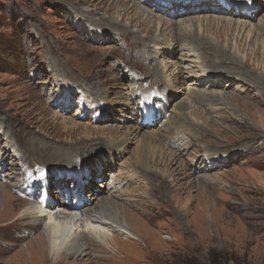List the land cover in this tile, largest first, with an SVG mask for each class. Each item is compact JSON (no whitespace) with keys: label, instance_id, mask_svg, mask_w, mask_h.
<instances>
[{"label":"rangeland","instance_id":"obj_1","mask_svg":"<svg viewBox=\"0 0 264 264\" xmlns=\"http://www.w3.org/2000/svg\"><path fill=\"white\" fill-rule=\"evenodd\" d=\"M122 1L0 0V186L16 199L10 204L0 189V264H52L37 254L38 246H26L38 233L16 241L25 224L14 223V233L3 225L19 216L23 194L27 204L37 201L10 186L21 179L19 171L51 183L54 200L42 207L53 210L61 196L51 166L61 164L68 175L67 195L78 183L70 174L99 163L110 168L93 169L87 184H81L93 188L94 198L116 197L117 217L122 219L125 211L130 233L139 238L129 239L130 246L122 243L123 235L113 234L121 240L118 250L93 251L76 264H264V0H257L262 8L251 10L249 19L203 5L187 15L180 6L173 15L159 11L170 10L167 1ZM180 1L191 0L170 2ZM224 1L218 6L237 10ZM218 21V27L207 25ZM241 23L245 32L237 37L235 27ZM182 34L186 39L175 38L176 47L172 39ZM224 34L229 53L241 62L235 69H228L233 67L228 60L227 67L212 66L219 59L214 48L225 49ZM157 45L170 50L157 53L152 48ZM208 50L214 54L207 59ZM176 68L182 69L178 77L172 74ZM202 69L233 72L212 87L199 79ZM133 83L147 90L145 95L156 93L162 104L172 96L167 116H153L140 133L132 128L143 125L138 98L127 100ZM101 90L100 99L94 93ZM229 96L233 101L223 100ZM164 118L168 123L161 127ZM175 121L183 125L179 136L170 129ZM170 132L184 142L169 144ZM109 144L123 151L108 154ZM61 148L72 157L57 156L53 162L46 149ZM206 152L220 156L205 171ZM73 159L78 165H64ZM86 170L91 175V168ZM91 206L94 210L95 202Z\"/></svg>","mask_w":264,"mask_h":264},{"label":"bare ground","instance_id":"obj_2","mask_svg":"<svg viewBox=\"0 0 264 264\" xmlns=\"http://www.w3.org/2000/svg\"><path fill=\"white\" fill-rule=\"evenodd\" d=\"M157 1H159V0H157ZM161 1L162 2L167 1L169 6H172V7L170 8L169 11L162 10L161 8H159V11H161V12L163 11V13H165V14L173 13V15H176V13L174 11L178 10L180 6H184V9L182 7L184 12L188 11L185 14V15H187L189 13V11L197 10V7H196L197 5H199V6L203 5V6H205V8L207 10H211V11L217 10L218 11L217 13H219L221 15H223V14L225 15L229 12V13H234V14L236 13L237 18L249 19L250 16H248V15L250 14L251 10L256 9L258 7L260 9L262 8L260 4H256L257 0H239V3H236V0H226V3H225V1L223 0L224 6L225 5L236 6L237 7L236 11H235V9H233V7L231 9H229L228 11L226 9L219 7L218 4H220L219 3L220 0H207V1L203 0L202 2H200V0H191L188 3L180 1V3L178 4L179 6L177 4H173L172 2H170L171 0H161ZM175 1H177V0H174V3H175ZM122 2H123V4L125 3L124 0ZM190 4L193 6L190 7L189 6ZM185 5H187V6H185ZM165 8H166V6H165ZM126 12H127V10H126ZM141 18L148 20V15L145 16V15L141 14ZM227 23L228 24H226L225 29H226V33H229L230 29H231V22H227ZM142 24L146 25L149 28L152 26L151 22H144L143 21ZM219 24H220L219 21L207 23V25H217V27L219 26ZM187 29H190V28L187 27ZM163 31H165V30H163ZM235 31H237V34H236L237 37H239L240 34L242 36V34H244V32H245L244 23H241L240 25L236 24ZM223 33H225V32L223 31ZM196 36H198V35H196ZM195 37H193V38H195ZM226 37H227L226 34H224L222 36L223 40L226 43V46H224L225 49H222V47L214 48L216 50L215 51L216 54L219 55V59L216 60L215 63L213 62L212 66L213 67H220L223 65L224 67H227V65L225 64V60H228L229 64H231L233 66L232 68L228 67V69L231 70V69H235V67H237V66H240L241 62L239 59L236 58L235 53L234 54L229 53V51H228V40L226 39ZM175 38L182 39V40L186 39L183 37V34H182L181 38L176 35L172 39V42H174V45L176 47H178V45L174 41ZM197 40L200 41L201 39L197 38ZM163 41H167V40H163ZM152 42H154V41H152ZM200 42H203V43H201V45L205 44V45H207L206 47H210L209 43L206 40L203 39ZM217 46H220V45H217ZM152 48H155L157 53L163 52V51L162 52L157 51V49L158 50H164V51L170 50L169 46H167L166 48H162L160 45H157V47H152ZM181 49H182V47H181ZM208 51H209V54L207 55V53H206L207 59L211 58L214 54L212 51H210V50H208ZM188 53L189 54L192 53L191 55H193V56L195 55V51H191L189 49H188ZM209 55H211V57ZM197 56H198V58L200 57V55H198V54H197ZM216 63H218L219 65H216ZM218 69H216V70L202 69L201 72L203 71L204 73L199 79L206 81L212 87H218L221 83H223L224 78H227L226 76H230V73L233 72V71H226V70L224 71L222 69L221 70H218ZM154 71L157 74H161L160 70H158V69H156V70L154 69ZM181 73H182V69L176 68L174 70V73H172V74H174V76L178 77L179 74H181ZM171 77L172 76H170V79H171ZM160 78H161V75H160ZM213 79H215L219 82H213ZM200 80H198V81H200ZM233 80L234 79H231L230 82H227V85L230 86L229 83H231ZM160 82L162 83V79H160ZM175 85H177V84H175ZM252 86L261 90V91L263 90L260 87L261 85H257V84L253 85L252 84ZM162 87L164 88V86H162ZM165 87H166V85H165ZM138 89H139L138 87L136 88V84L133 83L132 94L130 93L129 97H127V100H129L130 102H131L132 98L133 99L138 98V101L136 102V109L141 111V108L143 106H147V110L149 112L151 111L154 114V116L162 117L163 114L165 116H167L166 115L167 109H168L167 108V105H168L167 101H169V99L172 96L166 95L167 99L165 100V103L162 104L159 100L155 99V98H157L156 93H150V94L145 95L144 93H146L147 90L146 91H139ZM128 91H129V89H128ZM102 93H103V91L101 90L99 93H94V95L95 96L98 95L97 97L101 99L102 96L104 95ZM99 94L102 96H99ZM204 95H206V94H201L200 95L201 98H205ZM206 96L209 97L208 94ZM214 97L216 100H218L216 95ZM225 99L232 100V99H234V97L229 96L228 98H223V100H225ZM178 107H182V104H178ZM131 110L133 111V109H131ZM132 111L128 112L129 117H131V118L133 117V113H131ZM149 112H148V114H149ZM138 119H140V118H138ZM162 121L164 123L163 124L159 123V126L164 127V125L166 123H168V120L164 118V120H162ZM132 128H135L134 132L140 133V131L147 129L149 127H148V125H140V123L137 122V123H134ZM182 128H183V125H182L181 121H175V123H173L172 126L170 127V129H172L174 132H176L178 134V136H179V132ZM72 131L76 132L75 129ZM148 133L149 132H146L145 136H147ZM75 135H76V133H75ZM156 136L160 141L162 135L156 133ZM178 136L174 135L172 132L166 134V137L169 140L168 141L169 144H171L173 146H176L179 142H181V143L184 142V140H180L181 137H178ZM8 142H10L9 140L7 141V144L10 145ZM112 146L113 145L109 144L105 148V152H107L108 154H112V153H117V152L123 151L122 149L113 148ZM50 149H46V150L48 151V154L53 155V158H52L53 162L58 161V160H55V158L57 156H59V158L61 160H65V158L69 159L72 157L71 153L67 150L64 151L63 148L52 149L51 150L52 152L49 153ZM66 149H72V148L69 147ZM53 153H58V154H53ZM37 154H39V156L44 157V158L48 156V154L43 156L39 151L37 152ZM14 155L17 156V154H14ZM219 156H220V154H215V153L210 154L208 152L204 153V157L206 158V161H207V164L205 163V166H204L206 168L205 171L207 169H211L213 167V166L208 167V164L211 161H216V159L219 158ZM103 159H107V157H105ZM76 161H77V159H73V162H71L70 164H64V163H62V164H64L65 166H74L75 167L74 164H76ZM60 165L61 164H59L58 166H60ZM76 165H78V164H76ZM58 166H56V165L51 166L52 169L54 170V171L52 170V172H53L52 176L55 177V180L53 182H55L54 185L57 187L58 191H60V196H61L57 201H55V202H57V205L53 208L54 211L48 210L46 208L44 209L42 207V204L44 202H49V201L54 200L53 197L49 193V188L52 185H51V183H48L47 179L42 180L43 178H41V177H40L41 178L40 180H39V178H37V179L30 178V177H28V174H26V171H22L19 169L20 170L19 174L22 176L21 179L18 182H16L15 184L14 183L10 184L11 187L16 186L15 188L17 189L18 194L19 193L20 194L25 193L29 198H31L33 200H37V201H32L30 204H27V202H25L26 198L24 197V194H23L24 200L22 201V203L20 202L19 216H17L16 218L13 217V219H11V220L10 219L7 221L5 220V222L2 221L3 225L5 227H9L12 231L15 229V226L13 225L14 223H16L17 225L20 223L25 224V225L21 226V228H23V232H22L23 235L21 236L20 234H18L16 236V238H14L15 240L16 239H22L23 240V237L26 238L27 236L38 233L32 240L31 239L29 240V242H28L29 245H26V246H31V248L35 247V245L38 246V253L37 254L42 255L44 258L47 257V260L48 261L50 260L52 262V264H64V263L65 264H69V263L76 264L79 261L78 259H82V257H84V256L91 255L93 253V251L102 252V250L105 247H109L111 249L112 248L117 249L116 248V247H118L117 243H119V241H121V240H119L116 236H112L113 234L123 235L124 240L122 241V243L124 245H130V246L132 245V243L129 241V239L134 240V241H138L139 237L135 234L130 233V230H129L130 228L128 229L126 212L124 211L123 215L121 214L122 219L117 217L116 213H118L120 215V211L117 210L118 206L115 203L116 197L111 198L109 196L105 197V195L98 194L96 196V198H94V197H92V196H94L93 188H90L88 186L85 187L87 184L85 179H90V177L94 175V172H92L93 169L97 170V171L102 170L104 172V169L106 167L110 168V165L108 166L107 164H102V163H99V165L98 164L88 165L86 169L91 168V175H89L90 170H86L85 167L82 168V169H84V172L81 174L79 173V171H81L82 169H80L76 172H72L70 174L69 179L75 180L78 183H74L75 187H73L72 190H70L67 195H63V189L65 187L69 186V184L67 182V181H69V180H67L68 175L67 174L64 175L65 170L63 171L62 170L63 168L60 169V167H58ZM66 171H67V169H66ZM57 172H60L63 175V177L59 179L58 178L59 173H57ZM99 177H104V173L102 175H100ZM13 179H14V177H13ZM83 181L86 184L85 183L81 184ZM39 183H42L44 185L39 187ZM0 189H1V186H0ZM1 190H2V192H4L3 189H1ZM82 193H83V196H81ZM1 195H3L4 198L6 199L7 195H9V194L4 192ZM8 197H9L10 204H13V202L16 199L12 198V196H10V195ZM0 199H1V196H0ZM74 200H75V203L72 204L74 202ZM94 202H95L96 206H95V209L93 210L90 208L92 207L91 205ZM1 204H2L1 207L2 206L4 207V204L3 203H1ZM8 204H9V202H8ZM10 210H12V208ZM96 225H98V226H96ZM13 233H14V231H13ZM136 237H137V240H136ZM16 241H18V240H16ZM5 242L6 241L3 242L4 245H5ZM21 251L18 253H23L24 249ZM103 251H105V250H103ZM86 252L88 253L87 255H86ZM69 256H73V260H69ZM47 260L45 262H47ZM89 262H90V260H89ZM79 263H80V261H79Z\"/></svg>","mask_w":264,"mask_h":264}]
</instances>
